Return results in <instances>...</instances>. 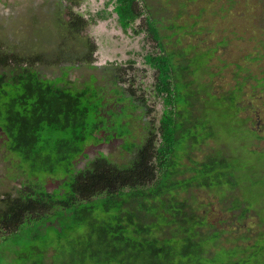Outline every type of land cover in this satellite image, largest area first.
I'll list each match as a JSON object with an SVG mask.
<instances>
[{
	"label": "trees",
	"instance_id": "1",
	"mask_svg": "<svg viewBox=\"0 0 264 264\" xmlns=\"http://www.w3.org/2000/svg\"><path fill=\"white\" fill-rule=\"evenodd\" d=\"M116 3L125 27L140 14L137 8H151L139 6V0ZM188 7L185 3L168 18L169 28L175 23L184 35L192 33L183 18L192 13ZM59 18L69 37L88 24L72 10L67 21ZM147 26L159 52L147 53L144 61L156 71L155 90L164 109L158 128L149 129L140 145L133 129L117 136L104 132L99 121L102 94L91 80L67 78L70 65L49 78L35 66L42 56L23 63L28 58L0 51V128L14 156L13 167L23 177L16 196L0 193V227L8 229L0 241L14 249L10 264H264V151L254 141L263 136L243 113L242 84L226 93L212 92L203 77L214 51L187 43L186 36L168 45L152 18ZM186 45L191 49L180 54ZM87 49L82 60L90 65L95 46ZM203 54L204 61L192 63ZM124 99L121 94L119 101ZM131 136L134 140L126 143ZM111 138L121 139L123 149L135 153L133 159L116 164L98 151L79 165L88 158L87 145ZM209 141L214 145L208 146ZM204 145L202 159L190 154ZM185 155L188 162L182 163ZM191 188L218 196L227 221L237 215L256 218L253 233L232 234L230 245H222V220L208 216L213 203L197 202ZM38 220L55 234L41 232ZM31 241L41 248L29 245Z\"/></svg>",
	"mask_w": 264,
	"mask_h": 264
},
{
	"label": "rangeland",
	"instance_id": "2",
	"mask_svg": "<svg viewBox=\"0 0 264 264\" xmlns=\"http://www.w3.org/2000/svg\"><path fill=\"white\" fill-rule=\"evenodd\" d=\"M143 3L150 4L151 8H137L140 14L125 27L114 10L116 0H0V51L2 54L16 53L21 59L28 58L23 63H30L37 55L42 56L44 60L35 66L49 78L60 76L62 68L70 65L67 78L76 79V83L91 80L102 94L104 101L99 110V121L104 125V132L117 136L130 134L133 129L140 145L149 129L158 128L164 109L162 98L155 90L156 71L144 61L147 53L159 52L157 41L147 26V20L152 18L156 33L168 45L179 44L178 37L186 36L187 43H200L202 50L214 51L208 62L209 72L203 77L212 92L226 93L236 85L238 87L239 82L242 84L239 94L242 96L240 103L246 106L243 113L251 116V126L263 136L254 141L255 147L264 151V0H139V6ZM183 3L189 4L187 9L192 12L183 15L188 27L192 25V33L185 35L175 23L172 28L168 27L172 22L168 18L177 15ZM69 10L88 21L76 37L68 36L66 23L59 18L67 21ZM150 26L153 27L151 22ZM92 44L95 49L89 65L82 58L88 51L87 46ZM190 49L191 45H186L180 54ZM197 59L204 61V54L193 58L192 63ZM238 64L248 69H241ZM236 69L240 75L236 74ZM121 94L125 99L120 102ZM129 140L134 139L131 136L126 143H130ZM122 143L121 139L111 138L106 143L87 145L88 158H81L79 165L83 166L98 151L104 152L116 164L128 162L135 153L123 149L126 144ZM212 145L213 141H209L208 146ZM205 149L204 145L190 154L202 159ZM181 162H188L186 155ZM13 163L14 156L8 151L6 136L0 128V193H8L11 197L23 186V177ZM190 193L197 202L213 203L208 216L214 222L218 217L222 220L219 223L225 229L220 238L222 245H230L228 238L232 234L235 237L247 229L252 234L256 228L254 217L240 219L237 215L227 221L229 214L221 210L218 196L205 188H191ZM142 219L149 221L143 216ZM42 222L38 220L37 225ZM54 224L57 225V221ZM39 229L48 236L55 234L52 228L46 230L40 225ZM40 231L33 230L32 233L38 235ZM165 231L168 233L169 229ZM7 232L8 229L0 227L1 239ZM29 245L35 247L37 244L31 241ZM37 246L41 248L40 244ZM51 252L52 248L46 251L47 254ZM39 254L38 250L35 256ZM13 257L14 249H8L1 240L0 264H10L8 261Z\"/></svg>",
	"mask_w": 264,
	"mask_h": 264
},
{
	"label": "flooded vegetation",
	"instance_id": "3",
	"mask_svg": "<svg viewBox=\"0 0 264 264\" xmlns=\"http://www.w3.org/2000/svg\"><path fill=\"white\" fill-rule=\"evenodd\" d=\"M67 15H68V17H69V11L67 12ZM78 16H80V15H78ZM81 17V16H80ZM82 18V17H81ZM74 19H76V17H74V18H72V20H74ZM83 19V18H82ZM108 139V138H107ZM116 139H118V138H116Z\"/></svg>",
	"mask_w": 264,
	"mask_h": 264
}]
</instances>
